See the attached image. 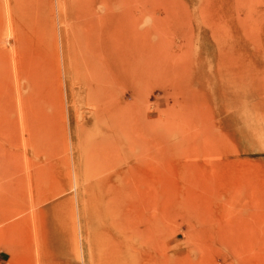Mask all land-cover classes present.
Listing matches in <instances>:
<instances>
[{"label": "rangeland", "instance_id": "rangeland-1", "mask_svg": "<svg viewBox=\"0 0 264 264\" xmlns=\"http://www.w3.org/2000/svg\"><path fill=\"white\" fill-rule=\"evenodd\" d=\"M103 1L0 0V194L18 201L0 213V264H101L104 240L131 241V264H263L264 0H167L193 18L176 34L171 6L159 13L171 32L163 45L185 73L170 69L165 84L122 81L111 94L83 72L86 61L104 72L88 53ZM130 16L143 30L152 24L140 9ZM194 25L216 33L186 36ZM192 60L201 72L186 73ZM100 95L120 111L127 105L129 122L95 105ZM116 156L119 166L106 159ZM114 203L117 216L106 210Z\"/></svg>", "mask_w": 264, "mask_h": 264}, {"label": "bare ground", "instance_id": "bare-ground-1", "mask_svg": "<svg viewBox=\"0 0 264 264\" xmlns=\"http://www.w3.org/2000/svg\"><path fill=\"white\" fill-rule=\"evenodd\" d=\"M147 1V2H146ZM136 0V2H138V5H136V7L137 6H139V7H137L138 8V10L140 9L141 10V12L143 13V12H145V13H149V15L151 16V19H152V24L149 26V28L148 29H145V30H143V29H141L140 28V21L139 20H136V21H134V17H132V16H130V15H133L134 13H136L137 11H136V9H133V6L132 7H130L129 5H132V4H135L136 2H135V0H134V2L132 1V0H104L103 2H102V4H103V8L101 9V15L99 14V16H97L96 17V19H95V25L96 24H98L99 26H101L100 27V29H98V30H96L97 32L99 31V34L95 31V29H94V27H96L95 25L93 26V29L92 30H94L93 31V33H94V35H95V37H93L92 39H90V38H88V40H92L94 43H95V46H93L92 47V51H91V49H89V47H88V50H89V52L88 53H90L89 55H92V57H94V59H95V61H98L99 63H100V67L102 68V70L104 71V72H99V74H96L95 72H92V71H94V68H92V65H94V64H90V63H88L87 61L85 62V68H83V72H84V70H87L88 72H85L86 73V76H88L89 78H88V80H89V82L90 81H93V82H95L94 84H98L99 86H101V87H99V88H102V86H105L103 89H105L106 87L108 88V90L110 91L113 87H114V89H115V87L116 86H118L119 87V85H123L122 87H124V84L127 82V83H129V80L131 79V81H134V82H136L138 85H140V86H142L143 84H147L148 85V83L149 82H151V81H159L161 84H165V81L166 80H164L165 78L164 77H169V78H171L172 77V75H167V72H169L170 74H172V72H174V74L173 75H175V73H176V71H178L179 73L180 72H183V70L181 69V68H183V67H181L180 69L182 70H179L178 68L180 67V66H184L183 64L181 65V64H179V63H182L181 61H177L176 60V57L173 55V54H175V53H173V51H172V53L170 52L171 50H168V49H170V47H168V46H166L167 45V43L165 42V41H163L164 40V38H170V36H171V32H169L168 34H166V32H164V30L167 28L166 26V24H168V22L166 23V21L168 20L167 19V15H164V17L165 18H163L162 16H160L159 15V13H160V10L162 9V8H165L166 9V11H168V8H166V6H168L169 7V5L171 6V8H170V11H172V14H170L171 16H173V18H171L172 20H173V24L174 23H176L177 25L175 26V24L173 25L176 29H175V33L177 34V32H182L183 33V31H180L182 28H183V23H184V21L187 19L188 20V18H189V16H188V18H186L185 16V18L186 19H184L183 17L181 18V16L180 15H182L181 13H183L184 11H182V10H185L184 9V7H180V6H184L181 2H180V0H179V2L177 1V0H174L175 1V4H176V2H177V4H179L178 6H179V9H182L181 11V13H180V15H178V14H176L175 13V8L177 7H175V5H172L171 4V2L170 1H167V0ZM173 0H172V3L174 2ZM132 4H131V3ZM93 3H95V1L93 2ZM92 2H91V4H93ZM166 4H168V5H166ZM144 5V6H143ZM58 6V5H57ZM92 7V6H91ZM94 7V6H93ZM128 7V8H127ZM135 8V7H134ZM172 9V10H171ZM177 9V11H179V9L178 8H176ZM131 10H135L136 12H134V13H131L132 11ZM143 10V11H142ZM164 10V9H163ZM129 12L131 13V14H129ZM180 12V11H179ZM185 12H187L188 13V11H186L185 10ZM11 13V12H10ZM168 13H170V12H168ZM166 14H167V12H166ZM185 14V13H184ZM188 15H189V13H188ZM187 16V15H186ZM92 18H93V16H92ZM133 19V20H132ZM167 19V20H166ZM169 19H170V17H169ZM183 19H184V21H183ZM191 19H193L192 18V16L190 15V21H191ZM93 20V19H92ZM187 21V23L189 22V25H190V21ZM94 21V20H93ZM134 21V22H133ZM170 22H171V20H169ZM12 22V21H11ZM169 22V23H170ZM187 23H186V21H185V24H186V26H187ZM90 25V24H89ZM170 25V24H169ZM192 25V24H191ZM92 26V25H91ZM90 26V27H91ZM90 27H89V29H90ZM65 28V27H64ZM90 29V30H91ZM185 30L187 29V30H190V29H193V32H188V34H186V36L188 35L189 37H190V35H189V33H194V35L196 34V38L198 39L199 37H202V36H200V35H204L205 37H208V36H210V35H212V33L214 34V32H213V30H212V33L210 34V35H207L206 33H204L205 31H203L201 28H199V27H197L196 25H194V27H190V29L188 28V27H186V28H184ZM208 29V28H207ZM92 30L91 31H89V33L90 32H92ZM174 30V29H173ZM209 30V29H208ZM88 33V34H89ZM184 33H187V32H184ZM216 33V32H215ZM102 34V35H101ZM180 35V37L183 39V37H185V34H179ZM193 35V36H194ZM67 36V35H66ZM89 36H90V34H89ZM204 36L202 37V39L204 38ZM189 37H187V38H189ZM216 37V36H215ZM217 37H218V39H221V37L219 36V35H217ZM216 37V38H217ZM168 38V40H170ZM187 38H185V41H186V39ZM211 38V37H210ZM212 38H214V36L212 37ZM216 38H215V40H216ZM209 39V38H208ZM217 39V40H218ZM225 39V38H224ZM87 40V41H88ZM173 40L175 41V39H171V41L173 42ZM189 40V39H188ZM190 40H193V38H190ZM196 40V39H195ZM194 40V41H195ZM89 42V41H88ZM163 42H165L164 44H166V45H163ZM189 43H190V41H188ZM187 42V43H188ZM218 42V41H217ZM219 42H220V40H219ZM218 42V43H219ZM66 43H67V41H66ZM65 43V44H66ZM171 43V42H170ZM192 43V42H191ZM172 44V43H171ZM174 45H176V42L175 43H173ZM91 45H93V44H91ZM189 45V44H188ZM220 45V44H219ZM87 46H89V44H87ZM185 46V45H184ZM66 47V46H65ZM175 47V46H174ZM173 46H172V48L171 49H173L174 48ZM87 48V47H86ZM181 51H182V48H181ZM180 51V52H181ZM64 52V51H63ZM116 52L117 53H119V55L118 56H116ZM186 52V51H185ZM194 52V51H193ZM193 52H191V53H193ZM224 52V51H223ZM43 53V52H42ZM188 53V52H187ZM66 54H67V52H66ZM178 54V53H177ZM186 54V53H185ZM178 55H181V53L180 54H178ZM222 55V54H221ZM64 56V55H63ZM182 56V55H181ZM198 56V55H197ZM116 58H118L117 60H116ZM120 58V59H119ZM177 58H179V56L177 57ZM194 58V57H193ZM201 58V57H200ZM69 59V58H68ZM93 59V58H92ZM180 59V58H179ZM196 59V58H195ZM181 60V59H180ZM186 61V60H185ZM219 61V60H218ZM97 63V62H96ZM194 63V64H193ZM189 64H191V62L189 63ZM192 64L193 65H191V67L189 68V71H188V67H186V69L185 70H187L186 71V73L188 72V74H195L196 72H201L202 71V66L200 65L199 66V63H195V62H193V60H192ZM170 65V66H169ZM220 65V64H219ZM67 66V65H66ZM84 66V65H83ZM131 66V67H130ZM185 66H187V64L185 65ZM233 66V65H232ZM71 67V66H70ZM94 67V66H93ZM211 67V66H210ZM92 68V69H91ZM98 68V67H97ZM167 68H169V70L167 69ZM173 68H176V70H174ZM226 68V67H225ZM170 69H173V70H171L170 71ZM184 69V68H183ZM97 69L95 68V71H96ZM83 72H80V74L81 73H83ZM204 72H211V70H209V68H208V66H207V69L204 71ZM213 72H214V70H213ZM229 72V71H228ZM168 73V74H169ZM183 73H185V72H183ZM72 74V73H71ZM79 74V75H80ZM177 74V73H176ZM83 76V75H82ZM164 76V77H163ZM171 76V77H170ZM83 77H85V76H83ZM83 77H82V79H83ZM86 78V77H85ZM168 78V79H169ZM173 78V77H172ZM171 78V79H172ZM215 78V77H214ZM81 79V78H80ZM167 79V81H170V80H168ZM180 79V78H179ZM226 79V78H225ZM34 81V83H36V80H33ZM82 81V80H81ZM124 82V84H123V82ZM166 81V82H167ZM221 81V80H220ZM226 81V80H225ZM82 82H84V81H82ZM88 82V81H87ZM88 82V83H89ZM133 82V83H134ZM171 82V81H170ZM173 82V84H175V82H176V85L178 86V85H180V84H177V80L175 81V80H173L172 81ZM79 83V82H78ZM85 83V82H84ZM82 84V85H85V84ZM158 83V82H157ZM90 84H92V83H90ZM90 84H88V86L90 85ZM97 84H96V86H97ZM131 84V83H130ZM153 84H154V82H153ZM152 84V85H153ZM168 84V83H167ZM171 84V86L173 87V85H172V83H170ZM222 84V83H221ZM36 85H37V83H36ZM133 85V84H132ZM146 85V86H147ZM150 85V84H149ZM151 85V86H152ZM40 85H38L37 86V88H36V86H34V89L36 88V93H37V95H38V87H39ZM79 86V85H78ZM77 86V87H78ZM86 86V85H85ZM162 86H164V85H162ZM161 86V87H162ZM169 86V85H168ZM175 86V85H174ZM176 86V87H177ZM186 86V85H185ZM84 87V86H83ZM82 87V88H83ZM91 87V86H90ZM134 87V86H133ZM138 87V86H137ZM136 87V88H137ZM160 87V88H161ZM165 87V86H164ZM183 87H184V85H183ZM222 87V86H221ZM226 87H228V85L226 86ZM79 88V87H78ZM94 88V87H93ZM99 88H94L95 90H97V89H99ZM127 88V87H126ZM130 88V87H129ZM142 88V87H141ZM148 88V87H147ZM151 88H153V87H151ZM163 88V87H162ZM194 88V87H193ZM113 89V90H114ZM174 89H176V88H174ZM40 90V89H39ZM106 90V89H105ZM116 90V89H115ZM169 90V89H168ZM181 90V89H180ZM186 90V89H185ZM199 90V89H198ZM41 91V90H40ZM78 91V90H77ZM81 91V90H80ZM87 91H88V87H87ZM86 91V92H87ZM132 91V90H131ZM136 91V90H135ZM138 91V90H137ZM136 91V92H137ZM145 91V90H144ZM177 91H178V89H177ZM189 91V90H188ZM224 91V90H223ZM85 92V94H87ZM92 92H94V91H92ZM106 92V91H105ZM120 92V91H119ZM126 92V91H125ZM139 92V91H138ZM186 92V91H185ZM191 92V91H190ZM89 93H90V91H89ZM81 95H80V97L82 96V92L80 93ZM95 94V93H94ZM94 94H91V95H94ZM97 94H99V93H97ZM107 94V93H106ZM109 94H111V91L109 92ZM108 94V95H109ZM140 94V93H139ZM138 94V96L140 97V95ZM191 94H192V92H191ZM194 94V93H193ZM103 95V94H102ZM133 95V94H132ZM131 95V96H132ZM180 95V94H179ZM179 95H177V97L179 96ZM75 96V95H74ZM88 96H90V95H88ZM116 96V95H115ZM114 96V97H115ZM134 96V95H133ZM141 96H143V94L141 95ZM174 96V95H173ZM184 96H186V95H184ZM78 97V96H77ZM86 97V96H85ZM99 97H101V95L100 96H97V103L95 104V105H97V104H99V106L101 105L102 106V104H103V106H105L104 104H107L110 108V110H111V112L112 113H108V111L110 112V110L109 109H107L108 107L106 106L104 109V114L105 113H108L107 115H112L113 113H115V114H117L118 113V111L117 110H113L112 111V108L114 109V107H115V109H119V107H120V105H119V107H117V105H115V106H113L112 105V101L110 100V102H111V104H109L110 102H109V100L107 99L108 98V96H107V98L106 97H104V99H103V97L102 98H99ZM111 97H112V95H111ZM144 98H145V96H143ZM38 98H39V96H38ZM76 98V97H75ZM87 98V97H86ZM116 98H118V97H116ZM115 98V99H116ZM185 98V97H184ZM187 98V97H186ZM193 98H194V95H193ZM28 99V98H27ZM40 99V98H39ZM38 99V100H39ZM82 99V98H81ZM84 99V98H83ZM93 99H94V97H93ZM101 99H103L102 101H100ZM111 99V98H110ZM134 99H136V97L134 96ZM177 99V98H176ZM36 100V99H35ZM95 100H93V101H95ZM137 100V99H136ZM136 100H134V101H136ZM174 100V99H173ZM24 101V100H23ZM26 102H28L27 100H25ZM87 101V100H86ZM100 101V102H99ZM117 101L118 100H115V102L117 103ZM145 101V100H144ZM187 101V100H186ZM185 101V102H186ZM36 102H38V101H36ZM35 102V103H36ZM40 102V101H39ZM38 102V103H39ZM44 102V101H43ZM108 102V103H107ZM138 102V101H137ZM137 102H135V105L136 104H139V106H140V103H137ZM140 102V101H139ZM178 102V101H177ZM190 102V101H189ZM78 103V102H77ZM122 103V102H121ZM126 103V102H125ZM124 103V104H125ZM144 103V102H143ZM176 103V102H175ZM192 103H193V101H192ZM191 103V104H192ZM27 104H29V103H27ZM40 104H42V103H40ZM45 104V103H44ZM81 104H82V102H81ZM86 104V103H85ZM118 104H119V102H118ZM123 104V103H122ZM128 104V103H127ZM132 104V103H131ZM186 104V103H185ZM188 104V103H187ZM186 104V105H187ZM43 105V104H42ZM94 105V107H96ZM126 105V104H125ZM124 105V106H125ZM23 106L25 107V105H24V102H23ZM33 107H34V105H32ZM31 106V107H32ZM80 106V105H79ZM88 106V105H87ZM98 106V107H99ZM112 106V107H111ZM123 106V107H124ZM137 106V105H136ZM23 107V108H24ZM27 107H29L28 105L26 106V108ZM36 107H38V106H36ZM36 107H35V109L34 110H36ZM129 107H130V105H129ZM143 107V106H142ZM100 108V107H99ZM102 108V107H101ZM126 108H127V105H126V107H124V109H125V111L123 110H121L120 111V109H119V111L121 112V113H118V115H120L121 114V116L123 117L124 116V113L123 112H125L126 113ZM131 108V107H130ZM29 108H27V110H28ZM96 109V108H95ZM121 109H123V108H121ZM138 109H139V107H138ZM24 110H25V112H27L26 111V109L24 108ZM32 110V109H31ZM99 109H97L96 111H98ZM101 110V109H100ZM108 110V111H107ZM106 111V112H105ZM129 111H131L130 109H129ZM28 112H29V110H28ZM27 112V113H28ZM100 114H101V112H99ZM29 114V113H28ZM27 114V115H28ZM34 112H32V115L34 116ZM98 114V113H97ZM96 114V115H97ZM99 114V115H100ZM115 114H114V116H115ZM26 115V116H27ZM102 115V114H101ZM101 115H100V117L99 116H97V118L99 117V118H103L104 116H102L101 117ZM106 115V116H107ZM109 115V116H110ZM118 115H116V116H118ZM127 113L125 114V116L123 117L124 118V120H125V118L127 117ZM129 115H130V112H129ZM108 116V117H109ZM131 116V115H130ZM130 116H128V117H130ZM112 118L111 119H113V115L111 116ZM126 118V121L127 122H129V118ZM118 118V122L120 121L119 120V118L120 117H117ZM109 119L110 118H108V120L107 121H109ZM110 119V121H112ZM130 119H131V117H130ZM97 120H99V119H97ZM101 120V119H100ZM99 120V121H100ZM122 120V119H121ZM105 121V120H104ZM109 121V122H110ZM116 121H117V119H116ZM125 121V122H126ZM102 122V121H101ZM117 122V123H118ZM122 122V121H121ZM120 122V123H121ZM125 122L123 121V123L125 124ZM131 122V121H130ZM97 123H100V122H97ZM113 122H111V124H112ZM116 123V124H117ZM124 124H121V125H124ZM129 124V123H128ZM26 125V124H25ZM99 125V124H98ZM109 125H110V123H109ZM119 125V124H118ZM117 125V126H118ZM120 125V126H121ZM119 126V127H120ZM131 126V125H130ZM108 127V126H107ZM106 127V128H107ZM124 127H126L125 125H124ZM127 128V127H126ZM126 128H124V129H126ZM114 129V128H113ZM131 129V128H130ZM130 129L128 130V131H130ZM105 130V129H104ZM117 131V130H116ZM142 131V130H141ZM140 131V132H141ZM147 132H146V135L148 134L149 135V131L148 130H146ZM113 132H115V131H113ZM127 133V132H126ZM129 133V132H128ZM151 134L150 135H153L154 133L151 131L150 132ZM153 133V134H152ZM80 134V133H79ZM141 134V133H140ZM143 134V133H142ZM126 135V134H125ZM150 135L149 136H147L146 138L147 139H151L152 137H150ZM82 136V135H81ZM127 136V135H126ZM130 136V135H129ZM154 137V136H153ZM87 138H89V137H87ZM131 138V137H130ZM140 138V137H139ZM145 138V137H144ZM145 138V141H147L148 142V140ZM155 138V137H154ZM160 137H158V138H156V140L155 139H151V140H149L150 142L152 141V140H154V141H156L158 144L159 143H161V139H159ZM125 139H127L126 137H125ZM129 139V138H128ZM121 140V139H120ZM140 140V139H139ZM142 140H143V138H142ZM89 142V141H88ZM117 142V141H116ZM128 142V141H127ZM144 142V141H143ZM146 143V142H145ZM149 143V142H148ZM80 144V143H79ZM118 144V143H117ZM88 145H89V143H88ZM160 145V144H159ZM86 146V145H85ZM119 146V145H118ZM122 146V145H121ZM108 147V146H107ZM88 148V147H87ZM111 148V147H110ZM156 148V147H155ZM153 149V148H152ZM133 150V149H132ZM32 151V150H31ZM105 151V150H104ZM126 151V150H125ZM124 151V152H125ZM154 151V150H153ZM152 151V152H153ZM194 151V150H193ZM117 153V152H116ZM160 153H162V152H159V154ZM164 153V152H163ZM162 153V154H163ZM89 154H91V153H89ZM125 154V153H124ZM150 154V153H149ZM157 154V153H156ZM156 154H154V155H150L149 157H154V160H156V161H158L157 159L159 158L160 159V157L159 156H161L162 154H160V155H156ZM93 155V154H92ZM115 155V154H114ZM89 156V155H88ZM91 156V155H90ZM104 156V155H103ZM112 157H114V156H112ZM122 157V156H121ZM120 156H116L115 158H113V159H111L110 157H107L106 159H107V161L109 162V163H116V165H120V163L121 162H124L123 161V159L121 158ZM146 157V156H145ZM162 157V156H161ZM95 158V157H94ZM89 159V158H88ZM96 160H97V158H95ZM94 159V160H95ZM99 159V158H98ZM137 159H140V157L139 158H137ZM141 159H142V157H141ZM140 159V160H141ZM153 159V158H152ZM93 160V159H92ZM113 160H116V161H113ZM136 160V159H135ZM140 160H137L138 162L140 161ZM107 161H104L103 163H102V165L104 164V163H108ZM142 161V160H141ZM148 161V160H147ZM88 162L90 163V161L88 160ZM91 162H93L94 163V161H91ZM162 163H163V161H161ZM80 163V162H79ZM89 163H87V166H89V167H93V166H95L94 164H92L93 166H91V164H89ZM99 163V162H98ZM97 163V164H98ZM101 163V162H100ZM99 163V164H100ZM108 163V164H109ZM141 163H146V164H148L149 163V165L150 164H152V162L151 161H148V163L146 162V160L144 159V161H142ZM158 163V162H157ZM89 164V165H88ZM95 164H96V162H95ZM99 164H98V166H95V167H97V168H99ZM108 164H104L103 165V167L105 168V167H107L108 166ZM102 165H101V167H102ZM110 165H112V164H110ZM115 165V164H114ZM127 165H129V163L127 164ZM154 165H155V162H154ZM86 166V165H85ZM122 166V165H121ZM89 167H88V169H89ZM95 167H94V169H95ZM103 167H102V169H103ZM159 167V166H158ZM161 167H163V166H161ZM86 168V167H85ZM93 169V168H92ZM94 169H93V171H94ZM127 169V168H126ZM166 169V168H165ZM86 170H87V168H86ZM100 170V168L99 169H97V170H95L94 172H100L99 171ZM122 170V169H121ZM156 169H154V171H155ZM160 170H161V168H160ZM80 171V170H79ZM90 171V170H89ZM131 171V170H130ZM162 171H163V169H162ZM165 171V170H164ZM83 172V171H82ZM84 172H86V171H84ZM143 172V171H142ZM149 172V171H148ZM153 172V171H152ZM152 172H151V174H152ZM171 172V171H170ZM129 173V172H128ZM130 174V173H129ZM87 175V174H86ZM115 175V174H114ZM131 175V174H130ZM81 176V175H80ZM98 176V175H97ZM100 176V175H99ZM150 176V175H149ZM82 177V176H81ZM130 177V176H129ZM83 178H85L84 176H83ZM131 178V177H130ZM152 178V177H151ZM162 178V177H161ZM127 181V180H126ZM131 181V180H130ZM151 181V180H150ZM158 181V180H157ZM159 182V181H158ZM127 183H128V181H127ZM94 184V183H93ZM105 184V183H104ZM140 184V183H139ZM138 184V185H139ZM159 184V183H158ZM88 185V184H87ZM94 186V185H93ZM131 190V189H130ZM129 190V191H130ZM136 190V189H135ZM127 191H128V189H127ZM1 194H3V193H1ZM0 194V197L2 196V198L0 199L1 201L3 200V203L5 202H7L6 201V199L5 198H3L4 196L3 195H1ZM16 194V193H15ZM125 195V194H124ZM127 195H128V192H127ZM129 195H130V192H129ZM128 195V196H129ZM126 196V195H125ZM6 197V196H5ZM15 198V197H14ZM13 198V199H14ZM10 199V198H9ZM12 199V198H11ZM130 199H131V197H130ZM14 200H17V199H14ZM14 200H13V202H14ZM12 201V200H11ZM18 201H16V203H17ZM3 203H1V204H3ZM9 203V205L11 204L10 202H8ZM15 203V204H16ZM7 204V203H6ZM6 204H4V205H2V206H5ZM14 204V203H13ZM18 204V203H17ZM9 205H7V207L9 206ZM112 205V206H111ZM109 207H107L106 208V210L107 211H111L112 213H114L116 210H118V206H117V204L115 205V203H114V205L113 204H111ZM131 205V204H130ZM1 206V205H0ZM12 207H16V205H11ZM11 206H9L8 207V209L9 208H11ZM18 207V206H17ZM0 208H2V207H0ZM5 208H6V206H5ZM131 208V207H130ZM4 209V208H3ZM2 210V209H1ZM4 210H6V209H4ZM3 210V211H4ZM11 210H13V209H11ZM10 210V211H11ZM3 211H2V213H3ZM7 211V210H6ZM6 211H4L5 212V214H6ZM9 211V212H10ZM15 210H13V212H14ZM1 213V212H0ZM4 214V213H3ZM117 214H118V211H116V216H117ZM122 214H124L123 213V210H122ZM125 216H126V214H125ZM128 218V217H127ZM129 220V219H128ZM131 220V219H130ZM119 222V221H118ZM122 222H123V219H122ZM128 222V221H127ZM126 222V223H127ZM121 223V222H120ZM124 223V222H123ZM129 223H131L130 221H129ZM112 224V223H111ZM114 224V223H113ZM112 224V225H113ZM103 225H105V224H103ZM123 226H125V228H126V225H123ZM129 226H131L130 224H129ZM235 227V226H234ZM233 227V228H234ZM247 227V226H246ZM109 228H110V226H109ZM113 227H111V229H112ZM114 228L116 229V230H122V225L120 224V225H116V224H114ZM125 228H123V229H125ZM129 229H131V228H129ZM250 229V228H249ZM223 230V229H222ZM230 230V229H229ZM251 230V229H250ZM112 231H113V229H112ZM223 232V231H222ZM112 233V232H111ZM117 232H115V234H116ZM234 233V232H233ZM114 234V235H115ZM121 234V233H120ZM122 234H123V232H122ZM221 234H223V233H221ZM109 236V235H108ZM119 236V235H118ZM105 237V236H104ZM248 237V236H247ZM253 237V236H252ZM130 239H131V237H129ZM229 238V237H228ZM103 239V238H102ZM101 239V240H102ZM113 239V238H112ZM127 240V239H126ZM255 240V239H254ZM103 241V240H102ZM105 241V240H104ZM103 241V242H104ZM256 241V240H255ZM255 241H254V243H255ZM103 242H98V247H99V251H100V253H101V257H100V259H101V264H131V241L129 242V241H125V240H123V243H124V245H123V243H121V242H118L117 240L116 241H107L108 243H103ZM251 242V241H250ZM129 252H130V254H129ZM127 253L129 254V256H127ZM244 259V258H243ZM248 260V259H247ZM250 260V259H249ZM264 261V260H263ZM257 262V261H256ZM255 262V263H256ZM259 262V261H258ZM258 262L256 263V264H258ZM244 263V262H243ZM246 264H247V262H246ZM249 264H250V262H249ZM264 264V263H263Z\"/></svg>", "mask_w": 264, "mask_h": 264}, {"label": "crops", "instance_id": "crops-1", "mask_svg": "<svg viewBox=\"0 0 264 264\" xmlns=\"http://www.w3.org/2000/svg\"><path fill=\"white\" fill-rule=\"evenodd\" d=\"M1 198H2V196L0 197V199H1ZM3 198H4V197H3ZM16 199H17V197H16ZM6 200H7V199H6ZM8 201H9V200H7V202H6L7 204H6L5 202L3 203V200H2V201L0 200V205H1L0 207H2V208H0V211H1V213H2V211H3L4 209H6V210H7V211H6V210H4V211H6V214H7V213H12V212H13V210H14V207H12V206H11L12 204H10V205H9ZM9 202H10V203L12 202V203H14V204L16 203V201H15V200H14V202H13V201H9ZM1 203H3V204H1ZM17 203H18V202H17ZM17 203L15 204V205H16V207L18 206V204H17ZM4 204H6V205H5V206H6V208H5V206H2V205H4ZM7 205L11 206V208H9V209H8V207H9V206L7 207ZM3 208H4V209H3ZM1 209H2V210H1ZM11 209H13V210H11ZM10 210H11V211H10ZM4 211H3V213L5 214V212H4ZM9 211H10V212H9ZM15 211H16V209H15ZM15 211H14V212H15Z\"/></svg>", "mask_w": 264, "mask_h": 264}]
</instances>
